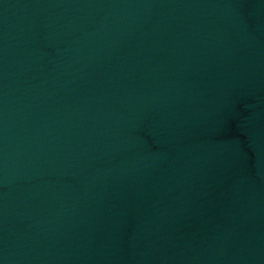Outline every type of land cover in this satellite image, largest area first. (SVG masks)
I'll return each mask as SVG.
<instances>
[{"label": "water", "instance_id": "obj_1", "mask_svg": "<svg viewBox=\"0 0 264 264\" xmlns=\"http://www.w3.org/2000/svg\"><path fill=\"white\" fill-rule=\"evenodd\" d=\"M264 141V0H0V264H95Z\"/></svg>", "mask_w": 264, "mask_h": 264}]
</instances>
